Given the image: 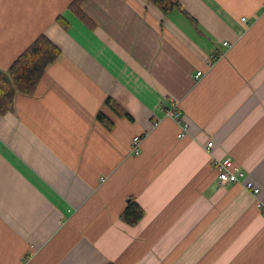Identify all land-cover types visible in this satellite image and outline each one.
I'll return each mask as SVG.
<instances>
[{
  "label": "crops",
  "instance_id": "1",
  "mask_svg": "<svg viewBox=\"0 0 264 264\" xmlns=\"http://www.w3.org/2000/svg\"><path fill=\"white\" fill-rule=\"evenodd\" d=\"M73 1L0 0V73L41 35L61 51L0 117V264H264L258 198L212 166L264 201V0H86L91 25Z\"/></svg>",
  "mask_w": 264,
  "mask_h": 264
},
{
  "label": "trees",
  "instance_id": "2",
  "mask_svg": "<svg viewBox=\"0 0 264 264\" xmlns=\"http://www.w3.org/2000/svg\"><path fill=\"white\" fill-rule=\"evenodd\" d=\"M86 0H74L71 4V10L82 21L91 25L90 20L82 11ZM156 5L165 14L173 10H183L182 5L176 0H149ZM184 11V10H183ZM61 56L60 49L45 35L39 36L30 47L13 63L8 72L0 73V117L5 116L14 107V87L27 95H33L48 66L54 63ZM107 104L114 110L120 111L111 99ZM100 120L104 117L99 116ZM145 216L144 209L135 201L131 200L121 216V219L131 225L136 226Z\"/></svg>",
  "mask_w": 264,
  "mask_h": 264
},
{
  "label": "built area",
  "instance_id": "3",
  "mask_svg": "<svg viewBox=\"0 0 264 264\" xmlns=\"http://www.w3.org/2000/svg\"><path fill=\"white\" fill-rule=\"evenodd\" d=\"M242 22H247L246 18L241 19ZM227 45V43H225ZM202 72L197 73L196 78L199 79L202 76ZM170 116L178 119L181 113L174 108L169 113ZM189 133V126L185 124L180 127L179 138H186ZM142 145V137H135L132 142V152L134 154H139ZM214 148V143L209 142L206 146L208 152ZM212 166L218 173V183L220 186H225L227 184H238L243 186L246 190L251 192L256 198H258V207L264 216V201L259 199L261 194V188L256 185V183L251 180L248 175L237 166L234 161L230 158L218 159L213 157Z\"/></svg>",
  "mask_w": 264,
  "mask_h": 264
},
{
  "label": "rangeland",
  "instance_id": "4",
  "mask_svg": "<svg viewBox=\"0 0 264 264\" xmlns=\"http://www.w3.org/2000/svg\"><path fill=\"white\" fill-rule=\"evenodd\" d=\"M14 88H15V87H14ZM14 88H13V89H14Z\"/></svg>",
  "mask_w": 264,
  "mask_h": 264
}]
</instances>
